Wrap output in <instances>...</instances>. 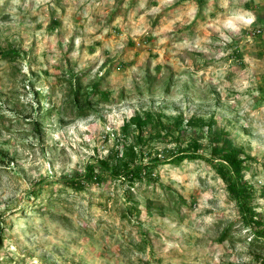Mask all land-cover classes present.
Here are the masks:
<instances>
[{
  "label": "rangeland",
  "instance_id": "374dc122",
  "mask_svg": "<svg viewBox=\"0 0 264 264\" xmlns=\"http://www.w3.org/2000/svg\"><path fill=\"white\" fill-rule=\"evenodd\" d=\"M138 134L149 180L71 187ZM192 140L264 212V0H0V264H264L205 158L168 162Z\"/></svg>",
  "mask_w": 264,
  "mask_h": 264
},
{
  "label": "trees",
  "instance_id": "16d2710c",
  "mask_svg": "<svg viewBox=\"0 0 264 264\" xmlns=\"http://www.w3.org/2000/svg\"><path fill=\"white\" fill-rule=\"evenodd\" d=\"M12 53H14V51L7 52V54ZM157 122L159 123L160 121L157 120ZM148 124L154 125L153 128H155V122L151 113L143 112L142 114H135L132 116L124 125V128L133 126L138 133H141L143 128ZM135 136V142L124 147L120 154L118 150H115L106 158L87 162L84 166L83 173L80 176L70 179L69 184L71 187L78 188L77 186H80V182L83 180H97V172L105 173L115 178H122L127 180L130 184L144 178L149 180L152 174L151 172L159 160L154 157L144 163H142V161L135 163L134 160L137 153L134 148L136 145L143 143L140 134ZM198 148V142L192 140L187 148L179 150L171 155L168 162L178 164L184 158H205L199 153ZM247 158L248 155L235 146L223 145V147H221L214 143L211 145L209 157L205 158V160L213 167L215 172L225 183L227 192L239 207V213L244 223L252 227L253 240L264 241V212H259L251 206L253 197L252 186L246 181L242 173L245 169ZM129 209L136 210V208L132 206L129 207ZM227 233L228 231L224 229L220 240L224 239Z\"/></svg>",
  "mask_w": 264,
  "mask_h": 264
},
{
  "label": "built area",
  "instance_id": "2783aa9c",
  "mask_svg": "<svg viewBox=\"0 0 264 264\" xmlns=\"http://www.w3.org/2000/svg\"><path fill=\"white\" fill-rule=\"evenodd\" d=\"M261 30H260V28H258V29H256V31L255 32H257V33H259Z\"/></svg>",
  "mask_w": 264,
  "mask_h": 264
}]
</instances>
